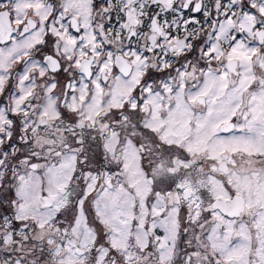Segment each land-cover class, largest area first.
<instances>
[{
    "label": "flooded vegetation",
    "instance_id": "1",
    "mask_svg": "<svg viewBox=\"0 0 264 264\" xmlns=\"http://www.w3.org/2000/svg\"><path fill=\"white\" fill-rule=\"evenodd\" d=\"M219 75L217 99L235 117L210 136L253 133L264 115V0H0V151L18 155L5 178L19 176L21 153L54 129L68 137L65 148L87 146L85 168L126 169L129 156L145 174L168 153L195 152L213 140L197 125L211 104L209 78ZM238 88L247 99L225 109ZM180 107L184 132L172 126ZM76 116L75 139L67 128ZM224 122L233 129L221 132ZM132 181L137 200L162 193L156 178L148 188L138 178L137 190ZM176 184L172 195L182 197Z\"/></svg>",
    "mask_w": 264,
    "mask_h": 264
},
{
    "label": "rangeland",
    "instance_id": "2",
    "mask_svg": "<svg viewBox=\"0 0 264 264\" xmlns=\"http://www.w3.org/2000/svg\"><path fill=\"white\" fill-rule=\"evenodd\" d=\"M219 77L223 75L209 78L213 84L207 91L211 104L198 115L197 128L207 132L202 136L204 141L213 138L210 129L220 120L235 117L232 112L224 114L217 99L214 79ZM226 96L229 100L221 102L225 109L247 99L240 88L228 90ZM185 110L180 107L176 114L181 121L172 124L182 132V125H187L182 121ZM70 120L67 129L76 139L78 116ZM213 120L218 122L213 124ZM254 129L253 133L215 137L212 143L199 144L195 152L168 153L167 160L159 162V167L145 169V174L130 168L129 156L126 169L83 167L79 160L87 146L72 141L65 148L68 137L61 129L29 143L18 158L24 167L15 168L19 176L7 174L5 178V169L9 171V162L17 161L18 155L0 151V264H264V115ZM57 149L60 154L55 158ZM222 152L228 154L229 163L223 175L219 169ZM238 155L247 164H235ZM194 161L198 164L193 170ZM34 163L42 168L30 169ZM166 171L178 174L177 183L194 191L184 205L174 200L175 187ZM147 177L158 180L155 186L162 193L147 201L138 192L137 200L138 196L134 198L127 190L128 181L140 178L138 184L148 188L144 182ZM135 181L132 189L137 190ZM200 184L206 185L208 193L204 196L198 194L204 186ZM233 192L246 200L239 215L227 220L211 212L215 198ZM44 195L51 198L50 207L40 206L39 198ZM54 217L61 219L57 226L65 228L62 235L54 229ZM130 236L133 241L128 243ZM78 248L83 253L75 254Z\"/></svg>",
    "mask_w": 264,
    "mask_h": 264
},
{
    "label": "water",
    "instance_id": "3",
    "mask_svg": "<svg viewBox=\"0 0 264 264\" xmlns=\"http://www.w3.org/2000/svg\"><path fill=\"white\" fill-rule=\"evenodd\" d=\"M231 125L227 128L231 129ZM225 157V155H224ZM219 169L224 171L226 168L224 167V163L219 166ZM40 205L42 206H50L52 200L48 196H41L39 198ZM214 208L218 209L222 214L226 215H235L239 213L243 208V198L240 196H233L230 200H224L222 197H218L213 201ZM80 253L79 250H77Z\"/></svg>",
    "mask_w": 264,
    "mask_h": 264
},
{
    "label": "bare ground",
    "instance_id": "4",
    "mask_svg": "<svg viewBox=\"0 0 264 264\" xmlns=\"http://www.w3.org/2000/svg\"><path fill=\"white\" fill-rule=\"evenodd\" d=\"M201 155L205 157V153H201ZM224 155H225V157H226V152H222L221 155H220V158H221V163H220V165H222V164L224 163V161H225V157H224ZM194 162L198 163L197 161H194ZM166 174L169 176L170 179H172V181H173V186L177 183V181H179V176H178V174L173 173V172H169V171H166ZM200 185H204V184H200ZM204 190H206L205 193H204ZM207 193H208V191H207V189L205 188V186H202V187L198 190V194L201 195V196H204V195L207 194ZM193 194H194V191L190 190L189 193H188V196L191 197V196H193ZM233 195H234V196H239V193H234V192H233ZM203 198H204V197H203ZM197 200H198V198H197ZM245 205H246V202L243 201V208H242V211H243ZM62 221H63V222H67L65 219H63ZM129 238H130V240H131V236H130ZM131 241H133V240H131ZM128 243H129V240H128ZM151 243H153L154 245L156 244L155 241H151ZM151 261H154V260H151Z\"/></svg>",
    "mask_w": 264,
    "mask_h": 264
},
{
    "label": "trees",
    "instance_id": "5",
    "mask_svg": "<svg viewBox=\"0 0 264 264\" xmlns=\"http://www.w3.org/2000/svg\"><path fill=\"white\" fill-rule=\"evenodd\" d=\"M186 218H187V217H186ZM184 221L188 222L187 220H184Z\"/></svg>",
    "mask_w": 264,
    "mask_h": 264
}]
</instances>
